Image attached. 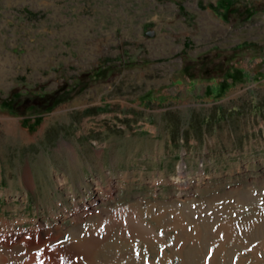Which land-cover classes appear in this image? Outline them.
Returning <instances> with one entry per match:
<instances>
[{
	"label": "rangeland",
	"instance_id": "1",
	"mask_svg": "<svg viewBox=\"0 0 264 264\" xmlns=\"http://www.w3.org/2000/svg\"><path fill=\"white\" fill-rule=\"evenodd\" d=\"M34 244L264 264V0H0V264Z\"/></svg>",
	"mask_w": 264,
	"mask_h": 264
},
{
	"label": "bare ground",
	"instance_id": "2",
	"mask_svg": "<svg viewBox=\"0 0 264 264\" xmlns=\"http://www.w3.org/2000/svg\"><path fill=\"white\" fill-rule=\"evenodd\" d=\"M184 171H185V167L182 165L180 167V173H183ZM86 212L87 211H85V210L79 211L78 215H76V219H78V220L83 219L84 216L86 215ZM123 214H125V216H121V217L119 216L120 219H123V220L127 219L130 222L132 221L133 217H135V215H136L134 213H129L127 211H123ZM113 227L114 226L109 222L107 227L103 226V230L89 234L88 239L86 240V243L82 246V248L84 250H86V249L89 250L92 247H94V249H95L97 245L101 246L104 242H106L105 240H107V238L111 235ZM121 230H122V228H121ZM73 231L78 233L77 228ZM39 238L40 237L38 236V239ZM37 246H38L37 244L33 245L32 249L35 253V256L33 258H30L26 264H70L69 261L71 259V255L75 254L74 253L75 250H73V251L68 250L69 252H64L65 253L64 256L63 255L59 256L56 252L55 253L51 252L49 247H40V246L37 247ZM18 251L20 252V250H17L16 252H18ZM5 258H6L5 261L7 262L6 264H20L19 255L13 254V255L8 256V257L6 256ZM72 264H74V262Z\"/></svg>",
	"mask_w": 264,
	"mask_h": 264
}]
</instances>
